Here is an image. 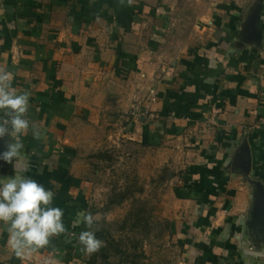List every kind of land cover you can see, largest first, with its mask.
<instances>
[{"label":"crops","instance_id":"0c3cea01","mask_svg":"<svg viewBox=\"0 0 264 264\" xmlns=\"http://www.w3.org/2000/svg\"><path fill=\"white\" fill-rule=\"evenodd\" d=\"M0 70L31 94L21 154L0 159V179L15 165L51 189L65 227L91 187L71 164L77 119L122 121L140 98L161 119L133 115L123 135H196L169 183L179 264H264V0H0ZM62 235L21 259L0 224V264H55Z\"/></svg>","mask_w":264,"mask_h":264},{"label":"rangeland","instance_id":"374dc122","mask_svg":"<svg viewBox=\"0 0 264 264\" xmlns=\"http://www.w3.org/2000/svg\"><path fill=\"white\" fill-rule=\"evenodd\" d=\"M134 105L121 113L122 121L112 113L104 121L77 119L72 129L77 149L71 164L91 183L86 205L78 212L94 216L93 228L103 246L92 254L82 250L79 234L88 229L77 215L66 226L62 239L69 246L59 250L55 264H179L180 247L172 242L171 229L181 205L171 197L170 184L188 168L183 144L196 135L176 138L175 145L132 140L121 131L125 119L150 118L148 111H155L140 98Z\"/></svg>","mask_w":264,"mask_h":264},{"label":"clouds","instance_id":"9594fccd","mask_svg":"<svg viewBox=\"0 0 264 264\" xmlns=\"http://www.w3.org/2000/svg\"><path fill=\"white\" fill-rule=\"evenodd\" d=\"M13 73L0 70V138L10 136L12 142L0 159L12 163L23 148L20 137L27 135L30 121L26 119L30 93H17L12 87ZM54 192L43 184L19 172L14 165V175L0 179V224L9 233V245L18 258H25L49 245L53 236L67 231L63 217L64 211L53 207ZM79 223L86 226L79 234V243L86 254H92L103 246L96 236L93 225L95 218L90 213L78 214ZM45 264H51L46 261Z\"/></svg>","mask_w":264,"mask_h":264},{"label":"built area","instance_id":"2783aa9c","mask_svg":"<svg viewBox=\"0 0 264 264\" xmlns=\"http://www.w3.org/2000/svg\"><path fill=\"white\" fill-rule=\"evenodd\" d=\"M149 112V116L150 117H154L155 115H156V113L154 112V113H152V112H150V111H148ZM249 127H244V130L247 132V131H249Z\"/></svg>","mask_w":264,"mask_h":264}]
</instances>
